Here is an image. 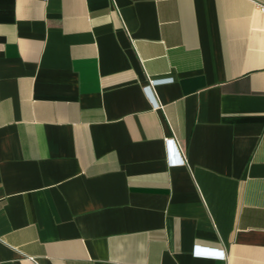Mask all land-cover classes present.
<instances>
[{"label": "crops", "instance_id": "0c3cea01", "mask_svg": "<svg viewBox=\"0 0 264 264\" xmlns=\"http://www.w3.org/2000/svg\"><path fill=\"white\" fill-rule=\"evenodd\" d=\"M0 264H264V0H0Z\"/></svg>", "mask_w": 264, "mask_h": 264}, {"label": "built area", "instance_id": "2783aa9c", "mask_svg": "<svg viewBox=\"0 0 264 264\" xmlns=\"http://www.w3.org/2000/svg\"><path fill=\"white\" fill-rule=\"evenodd\" d=\"M41 2H46L47 0H40ZM172 80V78H163V79H149L148 80V84L145 86V88H150V87H152V86H155V85H157V84H160V83H163V82H170ZM172 139V138H171ZM171 139H168L169 141L171 140ZM182 159H177L175 162H179V161H181ZM170 162H172L171 160H170Z\"/></svg>", "mask_w": 264, "mask_h": 264}]
</instances>
